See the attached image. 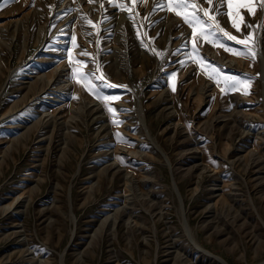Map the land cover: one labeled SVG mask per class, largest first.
I'll return each mask as SVG.
<instances>
[{
    "label": "rangeland",
    "instance_id": "rangeland-1",
    "mask_svg": "<svg viewBox=\"0 0 264 264\" xmlns=\"http://www.w3.org/2000/svg\"><path fill=\"white\" fill-rule=\"evenodd\" d=\"M42 2L46 15L39 24L44 29L33 19ZM154 2L133 5L132 0H117L132 9L134 19L130 20L127 10L108 0H0V264H35L21 255L24 245L15 233L16 220L24 225L31 248L41 255L32 252L29 256L34 261L42 257L43 264H222L214 254L229 264L264 260V141L260 138L264 133V28L256 27L264 23V12L258 10L251 16L242 9L240 32L231 27L227 15L218 17L237 38L252 33L254 43L249 47L254 58L202 42L200 55L208 67L199 65L191 77L189 67L194 63L187 54L192 50V30L183 20L172 18L174 11H153ZM201 6L209 8L207 3ZM84 16L96 26L86 23ZM15 18L21 19L16 22ZM24 24L32 30L26 48L23 33L12 36ZM218 36L228 47L247 51ZM210 48L233 61H218L209 54ZM81 50L89 55L82 56ZM63 60L69 78L77 84L73 68L96 76L103 73V83L91 82L101 95L113 97L108 104L117 111L109 119L122 123H114L116 132L110 134L105 121H90L85 105L97 97L81 81L74 93L70 87L68 93L58 91L57 98L64 102L59 120L71 122L73 130L81 125L83 142L65 141L64 126L59 123L44 133L42 150L35 146L37 138L29 147L12 148L9 138L15 135L3 128L7 119L3 112L20 105L28 81L37 72L48 71ZM76 60L84 63L79 66ZM212 67L223 76L249 81L245 87L250 94L222 93L223 85L201 87L211 81L207 77ZM109 83L116 87H108ZM168 84L172 98L165 93ZM121 100L125 104L118 107ZM56 106L46 102L43 108ZM20 115L34 114L24 108ZM117 143L143 152L128 159L129 155L117 150L122 163L130 162L140 181L130 183L128 199L121 198L124 181L118 176L110 183L97 182L98 168L114 157L108 159L104 150ZM253 152L263 157L254 160ZM201 160L207 164L205 169L200 168ZM24 200V212L17 216L15 206ZM125 200L131 223L120 220L114 229L97 232L99 220ZM12 201L16 204L9 210Z\"/></svg>",
    "mask_w": 264,
    "mask_h": 264
},
{
    "label": "bare ground",
    "instance_id": "bare-ground-1",
    "mask_svg": "<svg viewBox=\"0 0 264 264\" xmlns=\"http://www.w3.org/2000/svg\"><path fill=\"white\" fill-rule=\"evenodd\" d=\"M45 15H46V11H45V8H44V2H42L41 6H37L35 8V12H34V16H33L34 22L35 23L37 22L39 24L40 21L44 19ZM172 18L175 21H179V22L182 21V18L177 16V15H174ZM20 19L21 18H15L14 20L16 22H18ZM173 19H172V21H173ZM30 24H31V22H30ZM182 24H185V23H182ZM30 26H28V24H24V26H22L20 29L18 27H16L14 29V33H12L13 34L12 36H14L16 34V32L17 33H23L22 35H24V39L22 40V42H23V45H24L25 48H26V43H27L26 37H27V35H28V33L30 31L32 32ZM17 28H18V31H17ZM39 28L44 29V25H40ZM260 38H261V36H260ZM189 45H191L190 41H189ZM260 46L257 47V50L260 52V54H262V50H261ZM208 52L211 55V57L217 59L218 61H222V62H225V63H227L228 61L229 62L233 61L232 57H228L227 55L221 54L216 49L210 48ZM42 60H44V59L42 58ZM65 62L66 61H64V60L61 61L60 63L56 64L55 66H53L48 71L40 72V73L37 72L35 74L34 78L28 81V86L26 87V90H25V93H24L25 97H23L21 95L24 99L22 100L20 105L17 104L18 106H15L14 108H12L9 111L3 112L2 115H4V116L7 115L6 116L7 119L4 122L3 128L5 127L9 132H11L12 134L15 135L12 138H9L10 139L9 141L11 142L12 148L15 147V148L19 149L22 146H24V147L28 146L29 147L28 144L30 143V141L34 140L35 138H37L36 141H35V146H37L38 148H41V150H42V146L44 145V133H46V131L51 128V125H53L52 127L54 129L56 127V125H58L59 123L63 124V126H64V128H62V129L64 130V132H63L64 133V137L63 138H65V141H67L68 143L70 141L71 142L72 141H76V142L78 141L79 143L84 141L83 140L84 138L82 137L83 135H81V132H79L80 131L79 128H80L81 125L80 126L77 125L76 130H73L74 125H72L71 122H69L67 120H64V121H62V120L60 121L59 120V118L61 117L59 115V112L61 111L60 109H61V106L64 104V102H63V104H61L62 99H58L57 98V96H58L57 92L60 91V90H65V93H68V91H66V90H68L70 87H73L72 89L74 91H71V92L74 93L75 92L74 87L76 88V86H78V84L80 83L79 82L77 84L76 81H75L76 79L73 80V79L69 78L70 70L67 69ZM198 66L199 65L193 64V65H191L189 67V70H190V73H191V77L196 73V70H197ZM69 68H71V67L69 66ZM101 74L103 75V73H101ZM27 75H30V74H27ZM262 80H263V87H264V57L263 56H262ZM83 85H84V83H83ZM83 87H85V86H83ZM83 87H82V89H84ZM170 87L171 86L168 84L167 88L165 90V93L167 95H170V97L172 98L174 96V93L172 92V89ZM201 87H205L206 88V87H218V86L214 82V80H211V81H207V83L205 82V84H202ZM79 89L77 91H79ZM82 89H80V91ZM1 90H0V92H1ZM82 93L83 92L81 91L80 94L82 95ZM90 99H92V98H90ZM84 100H85V97H84ZM95 100H97V99H95ZM95 100H89V101L87 100L86 105H85L86 106L85 110H89V112H90V114H89L90 115V117H89L90 121H101V122L105 121L104 122V126L107 127L108 133L114 134L116 132L115 125L109 119L110 112L107 110V107L105 106V103L103 101H100V100L99 101H95ZM46 102H49L51 105H58V106H56L54 109L47 110V109L43 108V105ZM124 104H125V101H123V100L117 101L118 107L119 106H123ZM109 106L112 107L111 105H109ZM139 106H141V105H139ZM24 108L27 109L29 111V113L32 112L34 115H31L30 117H28V115H20V111L22 109L24 110ZM63 108H64V106H63ZM139 110L141 111V113L139 114L140 117H143L142 110L141 109H139ZM172 111H176V108L173 109V110L171 109V112ZM73 117L75 118V115ZM106 122H107V124H106ZM143 122L144 121L142 120V123ZM63 133H60V134H63ZM48 135H49V137H51L50 134H48ZM114 137L115 136L112 135V138H114ZM260 138L264 141V133L262 131L260 133ZM50 140H51V138H50ZM154 143H155V146H157L159 149H161L160 146L156 142H154ZM69 145L71 146V144H69ZM72 145L74 146V144H72ZM119 149L121 150V152L125 153L126 155H129L128 159H134L136 157H139L143 153L140 149L128 148L127 145H125L124 143H119V144L117 143L116 147H114L112 149H109V150L106 149V151L104 150L105 155L107 156V158L108 157L110 158L111 155H113L114 157L112 156L113 159L110 158L111 161H109L108 164H106L103 167H99L98 168V170L96 172L97 173L96 175H98L97 182L100 185L101 182L105 179V180H109V183H110V182L113 181L112 177L115 178V176H118L120 179H122L124 181V188H123V193L121 194V198L123 197L125 199H128L129 196H130L129 193H128V189H129L130 183L131 182H135L139 178L136 175V171L133 168H130V162L129 163H122L121 157L119 156L118 151H117ZM5 151H7V150H5ZM160 151H162V150H160ZM252 151H254V150H252ZM163 152H164V150H163ZM257 153L258 152L254 153L256 155V158L254 160H260L259 158L263 157V154H260V153L257 154ZM132 157H134V158H132ZM248 159H250V158H248ZM199 164L201 165L200 168H202V169H205V167L207 166V164L204 163L203 160H201L199 162ZM192 168H194V166H192ZM34 187H36V186H34ZM219 199H221V198L219 197ZM16 201H17V199H16ZM16 201L10 202L8 204L7 208L10 210V208L13 205L16 204ZM27 201H28V199H27ZM27 201L26 200L20 201V203L16 204L15 213H16L17 216H20L22 211L24 212V209H22V207L26 205ZM126 201L127 200L124 201L123 205H121L120 207L117 206V208H115L113 210V212L108 213L107 215H105L103 218H101L99 220L98 227L96 228L97 232H98V230L100 231V230H103V229H105V230L114 229V225L117 222H120V220H122L123 223L127 224V225H129V222L131 223V220L126 218V214H127V211H126L127 202ZM4 205H7V203L4 204ZM7 208L5 209V211L7 210ZM110 216L112 217L111 219H110ZM20 223H21V221H19V220L15 221V226H17V229L15 230V233L18 234V236L20 237L19 242L22 245H24V250L22 251L21 255L23 256L24 259L30 261L31 263L43 264L44 260H43L42 257H40L39 259H36L34 261V256H32V257L29 256L32 252H33V255L39 256L40 252L36 253V251H37L36 248H31V246L29 245V239L27 238V235L23 232L24 231V229H23L24 225L20 224ZM134 225H138L137 222H135ZM97 232H95V233H97ZM72 234H74V231H72ZM257 241H259V240H257ZM213 256L215 258H217L222 264H229L227 262V260L225 258H223L222 256L217 255V254H214ZM258 264H264V260H262Z\"/></svg>",
    "mask_w": 264,
    "mask_h": 264
},
{
    "label": "snow or ice",
    "instance_id": "snow-or-ice-1",
    "mask_svg": "<svg viewBox=\"0 0 264 264\" xmlns=\"http://www.w3.org/2000/svg\"><path fill=\"white\" fill-rule=\"evenodd\" d=\"M8 2H15V0H8ZM88 2L94 3L96 2V0H88ZM108 2L111 3L114 7H119L121 10H127L129 12V19H134V16L132 15V9L126 8L125 4H117V0H108ZM144 2L145 0H132L133 5ZM203 3H207L209 5V8H203L201 6ZM101 6L103 5L101 4ZM225 7L227 9L226 11L224 10ZM157 8L174 11L175 14L181 17L183 22L191 28L192 31L190 43L192 50L187 55L194 64L202 65L205 68L208 67V65L205 63V58L200 55L202 42H207L210 45L222 48L224 51L236 56L243 55L245 58H248L249 56H251L252 58L255 57V52L251 47H249L250 43H254L252 33L250 32L243 39L237 38L235 35H232L225 30V28L221 25L218 17L227 15L231 21V27L234 28L237 32H240L241 23H244V16L242 15L241 10H246L249 15L255 16L258 10L264 11V0H200L199 3H197V0H155L153 11H155ZM82 19H84L89 25H92L93 27L96 26L86 16L82 17ZM244 26L247 28L253 27L252 25L247 23H245ZM256 27L264 28V23H258ZM218 34H222V36L227 38V40L234 41L236 44L243 45L247 49V51L241 52L240 50L233 49L231 47H228L226 44L221 43ZM72 43L74 46H76L75 35L72 36ZM80 54L82 56L89 55L86 50H81ZM156 54L160 55V53ZM69 62H73L71 54H69ZM75 63L77 65H81L84 62L76 60ZM181 63L183 65V63L185 62ZM72 74L74 78H77V82H85L84 86L86 87V89L93 93L97 97V99L102 100L110 113H115L117 111V109L108 105V102L112 100L113 97L101 95L97 87L94 86L91 82L93 79H98L103 83L105 80L103 75L96 76L95 73L81 72L78 68H73ZM207 78L210 80H214L217 86L223 85L220 88L222 93L240 91L245 95L250 94V92L245 87V85L248 84L249 81H246L239 76H223L220 70L216 67H212L211 74L208 75ZM107 86L116 87V85L110 83ZM173 90H175L174 86ZM113 123L120 124L122 123V121L114 119ZM117 136H120V134L117 133ZM120 138L121 140L124 139L123 137Z\"/></svg>",
    "mask_w": 264,
    "mask_h": 264
}]
</instances>
